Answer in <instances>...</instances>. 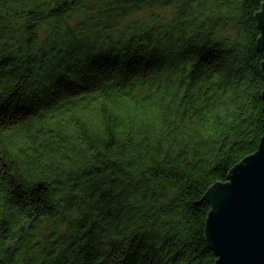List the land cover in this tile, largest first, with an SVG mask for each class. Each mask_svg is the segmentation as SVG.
<instances>
[{"label": "trees", "instance_id": "1", "mask_svg": "<svg viewBox=\"0 0 264 264\" xmlns=\"http://www.w3.org/2000/svg\"><path fill=\"white\" fill-rule=\"evenodd\" d=\"M264 0H0V264H215V182L264 135Z\"/></svg>", "mask_w": 264, "mask_h": 264}, {"label": "water", "instance_id": "2", "mask_svg": "<svg viewBox=\"0 0 264 264\" xmlns=\"http://www.w3.org/2000/svg\"><path fill=\"white\" fill-rule=\"evenodd\" d=\"M256 19L264 55V7ZM204 198L210 203L204 234L215 264H264V135L258 149L235 164L225 181L211 185Z\"/></svg>", "mask_w": 264, "mask_h": 264}]
</instances>
